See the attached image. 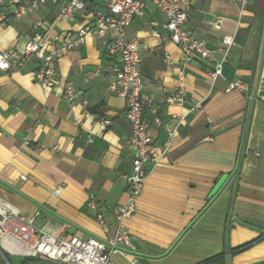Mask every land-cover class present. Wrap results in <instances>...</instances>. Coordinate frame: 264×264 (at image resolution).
<instances>
[{"label": "crops", "instance_id": "crops-1", "mask_svg": "<svg viewBox=\"0 0 264 264\" xmlns=\"http://www.w3.org/2000/svg\"><path fill=\"white\" fill-rule=\"evenodd\" d=\"M31 1L0 0V50L21 51L34 35H47V49L54 50L109 2L88 0L69 20H56L68 0H47L20 19L12 15ZM239 13V0H190L186 10L185 28L207 47L217 49L223 37L233 36L223 79L213 85L210 64L182 61L180 48L167 38L165 16L151 3L127 28L126 38L139 44L144 121L167 153L146 165L135 212L122 220L123 176L130 173L132 153L125 101L108 90L118 67L108 53L111 35L91 33L63 50L59 87L35 83L38 60L22 71L0 72V201L27 218L38 213L35 226L51 234L104 241L124 228L131 248L112 255L115 264H264V0H246L240 21ZM179 73L183 102L169 105ZM235 80L248 85L246 93L226 92ZM66 84L78 94L73 105L61 94ZM178 116L177 135L168 142L165 125ZM100 119L111 125L103 129Z\"/></svg>", "mask_w": 264, "mask_h": 264}, {"label": "built area", "instance_id": "built-area-1", "mask_svg": "<svg viewBox=\"0 0 264 264\" xmlns=\"http://www.w3.org/2000/svg\"><path fill=\"white\" fill-rule=\"evenodd\" d=\"M47 0H32L28 4L14 9L12 15L22 18L28 13L36 11ZM57 5L59 0H49ZM88 0H68L58 7L56 20L72 19L76 13L84 11ZM151 3L157 11L166 18L165 29L168 40L181 50L182 61H205L210 64L207 77L213 85L223 79V67L233 47V36L222 38L217 49H211L205 43L195 38L185 25L188 21L186 10L190 0H109L106 10L97 13L91 24L81 28L76 36L68 41L58 42L54 50H48L47 35H34L27 41L21 51L0 50V72L22 71L32 60L40 62L39 68L33 73L35 83L50 90L59 87L56 80L57 61L63 50H69L82 44L86 37L94 33L104 38L110 34L108 53L118 60L108 90L125 101V118L129 124L130 133L126 145L131 149L130 173L123 176L127 192V202L118 211V218L122 220L135 212V201L141 194L147 175L146 165L158 163L167 153V147H158L148 132L144 121V107L141 100L142 77L140 73L141 57L139 44L136 40L126 38L127 28L135 16L142 13L144 5ZM239 21L246 0H239ZM5 17L0 15V24ZM219 22V21H217ZM239 23V22H238ZM236 33V31H235ZM57 42V39H55ZM183 73H179L174 93L167 97L169 105L183 102L182 89ZM61 94L68 105L78 100V94L73 86L66 84L60 87ZM248 85L243 80L229 82L226 92L238 91L246 93ZM86 105V102H84ZM196 104L194 107L198 108ZM156 114L154 108L151 109ZM182 116L175 117L165 125L168 142L177 135ZM158 125L159 123L156 122ZM99 125L106 129L111 125L107 119H100ZM92 143V140H88ZM90 208H94L92 202ZM38 213L32 218L20 215L10 205L0 201V254L19 257L24 260H38L53 264H115L111 257L116 253L124 254L130 246L127 231L120 227L115 234L104 240L78 235L51 234L35 226L34 221ZM102 223V216H97Z\"/></svg>", "mask_w": 264, "mask_h": 264}, {"label": "rangeland", "instance_id": "rangeland-1", "mask_svg": "<svg viewBox=\"0 0 264 264\" xmlns=\"http://www.w3.org/2000/svg\"><path fill=\"white\" fill-rule=\"evenodd\" d=\"M5 261L1 262L0 264H22V263H28V264H37L39 262L38 260H24L19 257H12L7 254H3Z\"/></svg>", "mask_w": 264, "mask_h": 264}, {"label": "water", "instance_id": "water-1", "mask_svg": "<svg viewBox=\"0 0 264 264\" xmlns=\"http://www.w3.org/2000/svg\"><path fill=\"white\" fill-rule=\"evenodd\" d=\"M226 178H227L226 175H224L223 177H221V179L216 183V185L211 190V192L209 194V198H212L215 194H217V192L220 190V188L224 184Z\"/></svg>", "mask_w": 264, "mask_h": 264}, {"label": "trees", "instance_id": "trees-1", "mask_svg": "<svg viewBox=\"0 0 264 264\" xmlns=\"http://www.w3.org/2000/svg\"><path fill=\"white\" fill-rule=\"evenodd\" d=\"M246 247V246H245ZM244 247L239 248L238 250H242Z\"/></svg>", "mask_w": 264, "mask_h": 264}]
</instances>
